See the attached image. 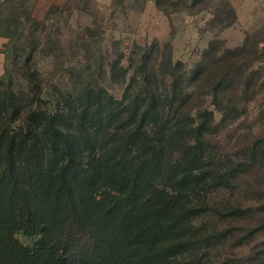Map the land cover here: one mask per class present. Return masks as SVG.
<instances>
[{
  "label": "trees",
  "instance_id": "16d2710c",
  "mask_svg": "<svg viewBox=\"0 0 264 264\" xmlns=\"http://www.w3.org/2000/svg\"><path fill=\"white\" fill-rule=\"evenodd\" d=\"M20 1L11 15L0 16L6 46L5 38L19 39L20 27L39 21L32 12L16 13L27 3ZM225 7L228 27L237 14L228 1ZM224 20L215 14L213 21ZM36 25H28L31 45L41 41L34 30L45 29ZM263 61L264 25L234 48L213 39L190 70L171 56L159 66L143 59L133 71L114 63L112 80L125 85L120 99L89 85L55 97L35 78L23 96H6L0 264H170L187 248L188 222L199 210L187 202L206 200L262 156L252 143L244 161H225L217 137L249 117L259 80L264 88V72L252 66ZM225 168L232 177L221 173ZM20 234L36 241L25 244Z\"/></svg>",
  "mask_w": 264,
  "mask_h": 264
},
{
  "label": "rangeland",
  "instance_id": "374dc122",
  "mask_svg": "<svg viewBox=\"0 0 264 264\" xmlns=\"http://www.w3.org/2000/svg\"><path fill=\"white\" fill-rule=\"evenodd\" d=\"M2 1L3 17L11 15L13 6L19 8L22 4L16 0L13 6L3 5ZM226 1L237 14L236 22L228 27L224 26L231 21L226 15ZM157 2L169 12L159 9ZM258 2L257 8L250 10L251 0H27L16 13L32 12L39 21L33 18L30 23H38L39 28L44 25L45 29L34 30L41 39L34 45L27 42L30 23L20 27L19 39L9 42L5 38L9 46L0 42V110L6 96L27 93L34 78L55 97L59 92L89 85L120 99L125 85L115 83L111 71L118 61L133 71L143 59H149L150 64L157 60L158 65L164 56H171L173 62H182L190 70L213 39H222L226 47L234 48L242 44L246 32L263 25L264 0ZM215 14L225 18L224 22L213 21ZM31 55L29 69L25 60ZM252 67L264 72V61ZM159 80L164 88L168 78L162 74ZM256 92L255 100L249 104V117L231 124L217 137V143L225 161H244V151L252 143L263 149H259L262 156L249 169L240 170L238 175L236 172L237 178L230 185L211 191L206 200L187 202L199 209L188 222L185 239L189 244L168 263L264 264L262 80ZM45 101L46 96L42 102ZM216 116L219 120V114ZM64 126L73 129L69 122ZM221 173L232 177L227 168ZM19 238L28 245L36 241L24 234Z\"/></svg>",
  "mask_w": 264,
  "mask_h": 264
},
{
  "label": "crops",
  "instance_id": "0c3cea01",
  "mask_svg": "<svg viewBox=\"0 0 264 264\" xmlns=\"http://www.w3.org/2000/svg\"><path fill=\"white\" fill-rule=\"evenodd\" d=\"M260 2H261V0H260ZM258 0H251V4H249V8H250V10H254V8H257V6H258ZM256 6V7H255ZM264 25V24H263ZM263 25H257V27L256 28H259V27H261V26H263Z\"/></svg>",
  "mask_w": 264,
  "mask_h": 264
}]
</instances>
